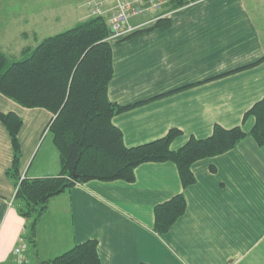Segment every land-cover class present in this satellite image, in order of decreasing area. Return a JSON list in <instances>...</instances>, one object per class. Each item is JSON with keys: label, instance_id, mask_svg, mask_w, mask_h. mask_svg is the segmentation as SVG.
I'll return each mask as SVG.
<instances>
[{"label": "crops", "instance_id": "1", "mask_svg": "<svg viewBox=\"0 0 264 264\" xmlns=\"http://www.w3.org/2000/svg\"><path fill=\"white\" fill-rule=\"evenodd\" d=\"M183 1L166 12L167 24L152 28L153 22L110 40V99L142 102L113 118L127 146L177 128L181 134L171 146L178 149L192 136L211 135L217 123L246 131L255 124L254 116L244 115L264 96V0ZM16 19L0 14L5 53L35 47L18 38L33 33L36 39L37 27L18 31ZM0 111L23 118L20 178L59 175L61 155L49 132L54 113L24 107L1 92ZM13 163L12 139L0 119V264L10 262L28 223L15 203ZM192 170L196 181L184 187L174 162H145L132 182L92 179L52 197L37 220L33 248L28 243L30 264L88 240L97 241L102 264H264V145L248 135L233 149L194 162ZM181 192L186 211L161 235L155 207Z\"/></svg>", "mask_w": 264, "mask_h": 264}, {"label": "trees", "instance_id": "2", "mask_svg": "<svg viewBox=\"0 0 264 264\" xmlns=\"http://www.w3.org/2000/svg\"><path fill=\"white\" fill-rule=\"evenodd\" d=\"M183 3V0H170L163 12ZM168 22V17L160 18L151 27ZM110 34L107 19L93 16L45 37L36 47L27 48L21 58L11 59L0 50V92L24 107L46 108L55 115L49 132L61 155V173L21 179L19 132L23 118L16 112L0 111V119L12 139L14 163L9 173L18 185L15 203L27 218L24 239L30 245L35 244L37 220L47 209L50 199L77 183L92 179L132 182L140 164L172 161L178 167L183 186L187 187L196 181L192 170L194 162L225 153L248 135L264 145L263 96L245 112L244 119L255 117L250 131L241 125L226 128L217 123L211 135L192 136L183 146L173 149V140L181 134L180 129L173 128L158 139L127 146L113 118L142 102L121 105L109 97L108 87L114 75ZM186 208L183 192L157 204L155 230L161 235L167 233ZM97 244L96 240H88L42 264H102Z\"/></svg>", "mask_w": 264, "mask_h": 264}, {"label": "rangeland", "instance_id": "3", "mask_svg": "<svg viewBox=\"0 0 264 264\" xmlns=\"http://www.w3.org/2000/svg\"><path fill=\"white\" fill-rule=\"evenodd\" d=\"M85 1L86 0H0V14L4 15L6 12H9L10 15L15 16L17 18L16 20H18L17 23H15V28L18 31L20 27H24L28 30L31 27H37L38 37L36 39L33 33H29L28 38H18L20 42L34 44L36 47L45 37L60 33L75 26L77 22L80 21V17L86 13H88L87 16L93 17ZM32 16L34 17L33 19H31ZM26 17H28V22L24 21ZM109 40L119 39L109 38ZM6 54L11 59L22 57V53L18 52L15 48ZM32 246L33 245H31V247Z\"/></svg>", "mask_w": 264, "mask_h": 264}, {"label": "built area", "instance_id": "4", "mask_svg": "<svg viewBox=\"0 0 264 264\" xmlns=\"http://www.w3.org/2000/svg\"><path fill=\"white\" fill-rule=\"evenodd\" d=\"M170 0H86L91 16H104L111 30L109 38L121 39L146 28L158 19L167 17L163 12ZM147 20L136 23L137 17ZM28 242L25 240L15 247L10 262L6 264H30Z\"/></svg>", "mask_w": 264, "mask_h": 264}]
</instances>
